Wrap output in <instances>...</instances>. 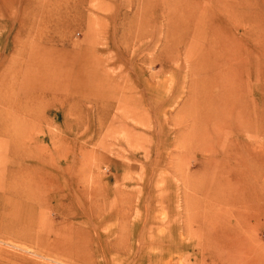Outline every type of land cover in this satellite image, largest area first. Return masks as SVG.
<instances>
[{"label":"rangeland","instance_id":"1","mask_svg":"<svg viewBox=\"0 0 264 264\" xmlns=\"http://www.w3.org/2000/svg\"><path fill=\"white\" fill-rule=\"evenodd\" d=\"M192 45L213 59L192 62ZM44 48L74 51L78 92L25 82ZM200 61H221L222 79L234 80L241 108L231 133L222 107L223 122H207L200 96L218 89L200 80L209 72L191 74ZM0 110L1 138L43 156L47 176L74 169L100 203L94 211H107L69 207L90 225L77 223L45 256L55 239L49 213L26 227L0 208V264H197L189 255L198 240L264 258V201L238 181L256 182L262 197L264 0H0ZM118 211L131 214L107 218ZM140 214L133 241L128 224ZM158 229L163 239L144 236ZM146 245L155 251L143 254Z\"/></svg>","mask_w":264,"mask_h":264},{"label":"bare ground","instance_id":"2","mask_svg":"<svg viewBox=\"0 0 264 264\" xmlns=\"http://www.w3.org/2000/svg\"><path fill=\"white\" fill-rule=\"evenodd\" d=\"M43 53L44 55L46 54V59L44 58ZM213 55L214 53L209 50L207 57L206 49L204 50L202 45H199L197 47L192 45L189 57L191 58L190 60H192V62L195 61L193 59L194 57H199V59L204 60L207 58V61H210L211 59H213ZM37 56L38 58H33L34 60L31 64L41 66L33 67L30 72H27L25 82H29V84L32 86L35 84V86H37V90H40L42 92H56V90L62 91L64 89H66V91L70 93L78 92L77 77L76 74H74L76 62V54L74 53V51L62 52L61 50L53 49L46 53V49L44 48L43 52H37ZM219 62L220 63H204L203 61H200L194 66L191 74L194 76V74L198 72H209L207 77H201L204 79L200 78V80L203 84L205 83V86L208 84L213 88V90L214 88H217L218 91L216 90V95H210V90L207 91L209 87H205V92H202V96L199 95L201 99V107L207 108L206 114L209 118L207 121L208 123L217 121L219 124L223 122V120L220 121V118L221 114L224 112H218V110L222 107V109H224L227 113V118L224 121H228L229 127L227 129L230 128L229 131L231 133V131L234 129V125L232 123L234 120L232 119L231 115L233 113L236 114V111L239 110L241 106L236 100V86L234 84V80H229V84L225 83V80H223L222 78L224 77V74L226 72L224 71V69H222L223 63H221V61ZM64 83L67 84L66 87L63 86ZM16 107L17 109H19L18 105H16ZM1 113H3L2 110H0V116ZM236 118L237 114L235 119ZM114 122L116 121H112L113 127L116 125ZM244 124L245 128H247L246 130L249 131L248 133H250L248 127H251L252 130V126H250L249 124L248 127H246V124H248L247 122H245ZM244 124H241L243 128ZM5 125L6 127H9L10 123L5 122ZM230 125H232V127ZM0 127H4V121L2 120H0ZM257 132L263 131L260 129ZM260 148V150L264 152V143H261ZM13 161L14 166L10 163ZM33 162L35 163L33 164ZM29 163L33 165H29ZM45 164L47 165L46 159L40 154L35 156L30 148L11 146L8 139L0 137V208H2V210H5L4 208L7 206L10 212H15L18 214V216L21 215L19 216V220L22 221L20 223L21 225H24L26 227L36 224V222L40 218L41 220H43L45 214L49 213V216L47 215V220H49L52 225V228H49V230H51V233L55 237L54 243H52L53 247L55 248L53 249V247L51 248V246L45 249L42 248L41 253L47 256L48 251L54 252L56 250V247L58 244H60L61 240L70 239L73 234H76L75 226H79L76 225L77 223L90 225V222L87 220L82 221L77 219V222H75L74 219H76V217H68L66 210L69 207H72L74 206V204H76L81 211L89 210V212L91 213L94 212L95 215L99 214L100 212L101 214H103V212L105 213L107 211L105 210L106 208H99L97 211H94V205L92 204L93 201L95 204L100 203L98 202L96 197L89 193L86 187H84L83 180L71 176V173H74V169H72L71 167H67L66 171L70 174V177L64 175L63 177H59L58 179L54 178V176H47L49 175V172L46 171ZM249 177L250 173H248V179ZM238 181L241 182V184L244 186V189L253 187L254 198L258 201H264V193L262 197H260L257 193V188H255L256 182H254L252 186L247 183L246 180ZM103 203L106 204V202ZM47 209H49L50 212L47 211ZM5 212L6 210L3 213ZM130 214V212L118 211L112 216H108L107 214H105L104 218L108 216L107 218H113L115 221H118L119 219H123L124 221L130 216ZM141 216L142 214L137 216L136 220L133 221L132 224H128L130 228V239L133 241H136V239L138 240L141 234L139 229L140 222L138 221ZM146 216L148 217V219H150L152 214L148 213ZM56 217L62 218V221L59 224L54 221ZM97 218L100 219V216H97ZM164 234L165 232L162 229H158L155 233H146L144 236L146 238L153 239V241L154 239L159 241L165 237ZM19 238L21 240L28 241L29 238H32V233L28 232L22 234ZM190 243L196 249L195 251L192 250L193 253L189 255L193 256L194 262L201 261L202 263L205 262L206 264V261L209 260L211 262L210 264H264V258L249 254L246 255L244 253L241 254L238 249V245L232 242L226 243H232L230 245H225L223 243V245L221 246H219L218 241L212 243L207 241L202 242L198 240L197 243ZM134 247L135 244L132 245L130 249H135ZM153 251H155L154 247H151L150 245L143 246V254H152L151 252ZM163 258L164 257H160L154 259V261L160 262Z\"/></svg>","mask_w":264,"mask_h":264}]
</instances>
